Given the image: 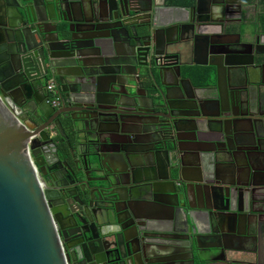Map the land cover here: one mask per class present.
Instances as JSON below:
<instances>
[{
	"label": "flooded vegetation",
	"instance_id": "obj_1",
	"mask_svg": "<svg viewBox=\"0 0 264 264\" xmlns=\"http://www.w3.org/2000/svg\"><path fill=\"white\" fill-rule=\"evenodd\" d=\"M48 9L29 5L0 95L30 127L67 264H264L259 1Z\"/></svg>",
	"mask_w": 264,
	"mask_h": 264
},
{
	"label": "water",
	"instance_id": "obj_2",
	"mask_svg": "<svg viewBox=\"0 0 264 264\" xmlns=\"http://www.w3.org/2000/svg\"><path fill=\"white\" fill-rule=\"evenodd\" d=\"M4 2L7 25L0 23V82L9 78L15 69L9 46L17 41L29 44L25 28L30 22L29 5L43 8L49 15V4L58 3V0H15L17 8L23 10L20 11L19 30L14 23L18 17L11 12L12 1ZM8 28L16 29L10 32ZM139 29L144 33L150 30V26L143 21ZM163 29L168 33L165 25ZM36 40L42 44L39 36ZM46 40L52 39L43 41ZM64 65L68 66L66 71L73 73L71 64ZM20 120L23 121V117H19L14 105L0 95V264H67L47 204L48 191L39 179L29 154L30 127ZM96 242L100 244L98 240ZM92 254L95 255L96 251ZM94 264L104 263L94 258Z\"/></svg>",
	"mask_w": 264,
	"mask_h": 264
},
{
	"label": "crops",
	"instance_id": "obj_3",
	"mask_svg": "<svg viewBox=\"0 0 264 264\" xmlns=\"http://www.w3.org/2000/svg\"><path fill=\"white\" fill-rule=\"evenodd\" d=\"M260 4V10L262 12L261 17L259 18L261 27L264 29V0H258Z\"/></svg>",
	"mask_w": 264,
	"mask_h": 264
},
{
	"label": "built area",
	"instance_id": "obj_4",
	"mask_svg": "<svg viewBox=\"0 0 264 264\" xmlns=\"http://www.w3.org/2000/svg\"><path fill=\"white\" fill-rule=\"evenodd\" d=\"M48 88H49L50 90H53V84L50 83L49 86H48ZM53 100H54V102L57 101V96H56V95L53 96Z\"/></svg>",
	"mask_w": 264,
	"mask_h": 264
}]
</instances>
